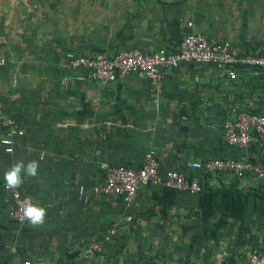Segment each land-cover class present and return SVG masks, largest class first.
I'll return each mask as SVG.
<instances>
[{"label":"crops","instance_id":"obj_1","mask_svg":"<svg viewBox=\"0 0 264 264\" xmlns=\"http://www.w3.org/2000/svg\"><path fill=\"white\" fill-rule=\"evenodd\" d=\"M190 30L240 49L262 47L264 0H0V55L8 59L0 67V114L24 130L11 153L0 142V261L247 264L244 245L264 250V182L190 164L217 157L264 162V143L235 146L222 138L231 107L264 113V69L239 66L226 82L213 67L183 63L156 96L140 73L100 83L62 66L70 53L175 48ZM148 148L161 168L196 176L202 191L147 185L131 209L91 192L104 179L99 161L139 167ZM20 159L39 161V175L18 190L47 209L41 227L7 215L3 176ZM118 217L115 240L85 258L88 240Z\"/></svg>","mask_w":264,"mask_h":264},{"label":"built area","instance_id":"obj_2","mask_svg":"<svg viewBox=\"0 0 264 264\" xmlns=\"http://www.w3.org/2000/svg\"><path fill=\"white\" fill-rule=\"evenodd\" d=\"M8 59L0 55V67ZM183 63H192L201 67H213L226 82L237 77V67L244 66L254 70L264 69V46L252 50L235 47L226 39H215L201 31L191 30L185 33L175 48L161 47L156 50L134 47L121 49L113 55L106 54H67L62 66L67 69L86 71L88 76L100 83L115 81L119 75L140 73L148 78L157 96L160 82ZM3 106L0 100V109ZM0 142L5 152L14 149V140L23 135L24 130L16 120L0 114ZM222 138L229 145L246 146L264 143V113L248 109L230 108V113L222 123ZM11 149V151H9ZM191 167L204 173H230L236 177L254 176L264 182V162L261 160L234 157H217L192 161ZM98 167L103 174V182L92 187L94 194L112 195L122 200L126 209L136 205L140 189L147 185H161L165 188L198 193L202 191L198 178L180 169H163L155 149L148 148L143 153L139 167L123 164H110L99 161ZM3 188L10 200L7 215L18 223L22 219L19 206L27 196L20 190L10 191ZM85 190L79 187V199ZM122 220L115 218L100 237L91 238L84 245L83 256L92 258L99 255L105 246L119 235ZM247 264H264V250L259 247H247ZM223 254L227 255L224 249ZM0 264H33L29 259L19 261H0Z\"/></svg>","mask_w":264,"mask_h":264},{"label":"clouds","instance_id":"obj_3","mask_svg":"<svg viewBox=\"0 0 264 264\" xmlns=\"http://www.w3.org/2000/svg\"><path fill=\"white\" fill-rule=\"evenodd\" d=\"M11 151V149H9ZM45 154L41 153L39 160L44 159ZM39 175V161L30 160L25 162L23 159L15 161L4 173V186L10 191L19 189L25 178H35ZM22 219L33 227H41L46 222L47 209L30 200H25L19 206Z\"/></svg>","mask_w":264,"mask_h":264},{"label":"trees","instance_id":"obj_4","mask_svg":"<svg viewBox=\"0 0 264 264\" xmlns=\"http://www.w3.org/2000/svg\"><path fill=\"white\" fill-rule=\"evenodd\" d=\"M147 264H156V263H154L153 261H150L149 263H147Z\"/></svg>","mask_w":264,"mask_h":264},{"label":"water","instance_id":"obj_5","mask_svg":"<svg viewBox=\"0 0 264 264\" xmlns=\"http://www.w3.org/2000/svg\"><path fill=\"white\" fill-rule=\"evenodd\" d=\"M191 31V30H190Z\"/></svg>","mask_w":264,"mask_h":264}]
</instances>
